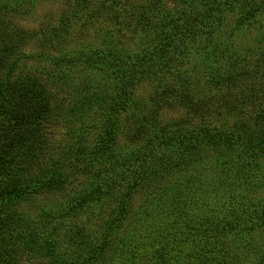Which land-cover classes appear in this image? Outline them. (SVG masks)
<instances>
[{
	"label": "rangeland",
	"instance_id": "rangeland-1",
	"mask_svg": "<svg viewBox=\"0 0 264 264\" xmlns=\"http://www.w3.org/2000/svg\"><path fill=\"white\" fill-rule=\"evenodd\" d=\"M166 2L146 30L70 7L64 46L28 44L17 62L57 97L44 161L63 179L18 204L58 263L264 264V0ZM62 7L10 16L36 25ZM76 49L115 53L61 60Z\"/></svg>",
	"mask_w": 264,
	"mask_h": 264
},
{
	"label": "trees",
	"instance_id": "trees-1",
	"mask_svg": "<svg viewBox=\"0 0 264 264\" xmlns=\"http://www.w3.org/2000/svg\"><path fill=\"white\" fill-rule=\"evenodd\" d=\"M41 1L0 0V264H62L47 248L35 250L36 233L22 230L24 217L18 203L30 194L55 187L63 179L56 177L57 162L46 166L44 161L51 157L48 138L54 126L57 97L45 78L17 69L25 48L34 43L40 52H48L64 46L71 34L70 7L87 22L95 18L117 21L125 13L134 30H146L153 23H162L168 4L166 0H147L148 9L136 5L135 11L121 12L117 9L119 0H62L63 7L54 20L48 16L36 25H23L11 18V12L30 16ZM113 53L76 49L73 55L71 50L62 52L61 60L77 59L91 65ZM44 240L45 244L50 242L48 237ZM24 250L30 251L26 259ZM32 258L38 260L31 262Z\"/></svg>",
	"mask_w": 264,
	"mask_h": 264
}]
</instances>
